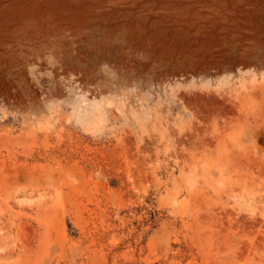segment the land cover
Here are the masks:
<instances>
[{
    "label": "rangeland",
    "instance_id": "obj_1",
    "mask_svg": "<svg viewBox=\"0 0 264 264\" xmlns=\"http://www.w3.org/2000/svg\"><path fill=\"white\" fill-rule=\"evenodd\" d=\"M0 264H264V0H0Z\"/></svg>",
    "mask_w": 264,
    "mask_h": 264
}]
</instances>
